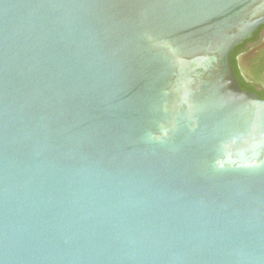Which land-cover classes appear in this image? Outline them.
Instances as JSON below:
<instances>
[{
	"label": "water",
	"instance_id": "water-1",
	"mask_svg": "<svg viewBox=\"0 0 264 264\" xmlns=\"http://www.w3.org/2000/svg\"><path fill=\"white\" fill-rule=\"evenodd\" d=\"M264 0H0V264H264V100L231 52Z\"/></svg>",
	"mask_w": 264,
	"mask_h": 264
},
{
	"label": "flooded vegetation",
	"instance_id": "flooded-vegetation-1",
	"mask_svg": "<svg viewBox=\"0 0 264 264\" xmlns=\"http://www.w3.org/2000/svg\"><path fill=\"white\" fill-rule=\"evenodd\" d=\"M231 55L232 70L240 89L264 100V26L251 39L234 48Z\"/></svg>",
	"mask_w": 264,
	"mask_h": 264
},
{
	"label": "trees",
	"instance_id": "trees-1",
	"mask_svg": "<svg viewBox=\"0 0 264 264\" xmlns=\"http://www.w3.org/2000/svg\"><path fill=\"white\" fill-rule=\"evenodd\" d=\"M230 62H231V67L232 69L234 68V60H233V56H230Z\"/></svg>",
	"mask_w": 264,
	"mask_h": 264
}]
</instances>
